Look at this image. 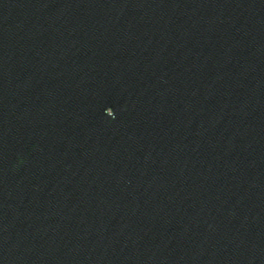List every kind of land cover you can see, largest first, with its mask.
I'll list each match as a JSON object with an SVG mask.
<instances>
[{"label":"water","instance_id":"1","mask_svg":"<svg viewBox=\"0 0 264 264\" xmlns=\"http://www.w3.org/2000/svg\"><path fill=\"white\" fill-rule=\"evenodd\" d=\"M0 264H264V0H0Z\"/></svg>","mask_w":264,"mask_h":264}]
</instances>
